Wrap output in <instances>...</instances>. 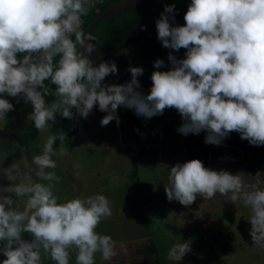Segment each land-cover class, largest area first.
I'll list each match as a JSON object with an SVG mask.
<instances>
[{"label": "clouds", "instance_id": "clouds-1", "mask_svg": "<svg viewBox=\"0 0 264 264\" xmlns=\"http://www.w3.org/2000/svg\"><path fill=\"white\" fill-rule=\"evenodd\" d=\"M95 0H0V119L14 109L5 95L23 97L32 105L27 119L40 132L49 131L56 114L73 119L75 112L87 118L98 104L106 112L100 123L119 124L117 109H134L138 116L152 118L174 108L183 123L177 129L187 136L207 131L205 143L219 145L233 131L252 145H264V0H191L184 25L170 23L175 5H165L156 20L157 38L165 48L186 49L183 59L169 53L172 67L151 74V89L138 91L143 68L131 67V80L123 84L102 82L118 69L114 62L94 65L91 58L97 38L85 33L82 17ZM143 27V26H142ZM74 37V39H73ZM18 54H23L18 58ZM164 61L157 59L160 69ZM55 85V89L48 84ZM56 99L46 103L45 96ZM65 133L48 136L43 152L32 158L35 176L11 186L9 193L27 199L15 207L10 195H0V253L2 264H96L117 255L115 242L96 231L111 217L110 202L103 194L73 197L59 202L54 193L59 177L53 157L68 149L54 148ZM10 181L23 175L18 166L3 169ZM240 174L204 167L192 159L171 167L165 187L169 201L189 206L197 195L210 200L219 193L232 202L242 201L250 210L248 220L253 244L264 249V190H249ZM28 233L31 239H24ZM191 251L190 242L173 245L167 259L179 262Z\"/></svg>", "mask_w": 264, "mask_h": 264}, {"label": "rangeland", "instance_id": "rangeland-1", "mask_svg": "<svg viewBox=\"0 0 264 264\" xmlns=\"http://www.w3.org/2000/svg\"><path fill=\"white\" fill-rule=\"evenodd\" d=\"M142 1L112 3L109 10L120 11ZM3 98L8 99L14 109L6 114L5 120L0 119V195L12 196L16 200L15 207L23 209L27 198H16L8 189L25 181L27 176L33 181L48 183L35 176L32 158L42 154L48 136L63 131L65 141L61 144L57 139L54 148L58 151L65 147L68 154L53 157L57 167L48 170L55 171L59 177L58 183L53 181L59 202L103 194L112 210L111 217L102 220L96 231L112 237L117 255L104 261L96 254V264H145L138 259L135 248L149 236L156 242L164 264H264V249L253 244L248 220L250 210L242 201L234 203L219 193L210 200L197 195L189 206L168 200L165 187L171 167L189 161L184 151L187 140L177 130L183 120L174 108H166L160 124L142 132L140 142H125L115 119L101 126L100 121L107 113L100 109L93 108L80 124L75 116L68 119L57 113L55 123L49 122V131L40 133L34 122L27 119L33 111L30 103L22 96L5 95ZM55 99L51 94L45 96L46 103ZM124 108L117 109L118 117ZM230 138V135L224 138L221 144L228 146ZM132 158L139 166L140 185L130 178ZM12 166H18L23 175L10 181L3 169ZM209 169L240 174L250 186L249 190H264L263 171L250 176L227 152L217 156ZM23 238L31 239V236L24 233ZM185 241L190 242L191 251L179 262L168 260L170 248ZM4 259L6 257L0 253V264ZM43 264L55 262L45 256ZM70 264H75V252L71 253Z\"/></svg>", "mask_w": 264, "mask_h": 264}, {"label": "trees", "instance_id": "trees-1", "mask_svg": "<svg viewBox=\"0 0 264 264\" xmlns=\"http://www.w3.org/2000/svg\"><path fill=\"white\" fill-rule=\"evenodd\" d=\"M124 0H95L94 6L86 16L82 17L81 28L85 33H91L97 39L92 41L96 45L95 54L91 56L94 65L98 66L101 62H114L118 71L109 74L102 82L105 85L123 84L131 80V67L143 68V75L137 79L143 94L150 92L153 71H167L172 65L168 59L171 52L177 59H183L186 49L179 51L165 48L157 38L156 20L160 18L165 5H175V19L170 23L184 25V15L187 12L191 0H155L144 3L142 6L131 5L116 12H110L112 3H119ZM143 26V27H142ZM74 39V37H73ZM23 54H18L20 58ZM157 59L164 61L160 69L154 67ZM48 84L50 89H55V85ZM120 106L118 108H121ZM94 108L99 109L98 104ZM77 121L83 122L75 109L72 110ZM162 115H156L148 119L138 116L134 109L124 108L119 114V125L125 142H140L139 134L148 129L155 128L160 124ZM232 138L228 146L221 143L219 145L205 143L207 131L202 130L199 134L189 133L183 135L187 143L185 144V155L188 160L199 159L204 167L209 168L214 163L217 156L227 152L234 157V163L250 176L258 172L264 173V145H252L247 139H242L238 132H231ZM132 169L130 178L140 185L138 174V163L134 158L131 160ZM141 241L136 245L135 253L140 261L145 264H164L161 260L156 242L150 238Z\"/></svg>", "mask_w": 264, "mask_h": 264}, {"label": "flooded vegetation", "instance_id": "flooded-vegetation-1", "mask_svg": "<svg viewBox=\"0 0 264 264\" xmlns=\"http://www.w3.org/2000/svg\"><path fill=\"white\" fill-rule=\"evenodd\" d=\"M149 1H155V0H149ZM146 2H148V1H144V0H143V1L140 2L138 5H139V6H142V5H143L144 3H146ZM141 133H142V132H141ZM141 133H140V134H141ZM140 134H139V136H140ZM229 135H230V137L232 138L231 133H230ZM231 138H230V139H231Z\"/></svg>", "mask_w": 264, "mask_h": 264}, {"label": "crops", "instance_id": "crops-1", "mask_svg": "<svg viewBox=\"0 0 264 264\" xmlns=\"http://www.w3.org/2000/svg\"><path fill=\"white\" fill-rule=\"evenodd\" d=\"M264 164V163H263ZM248 174V173H247Z\"/></svg>", "mask_w": 264, "mask_h": 264}]
</instances>
